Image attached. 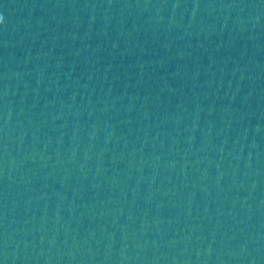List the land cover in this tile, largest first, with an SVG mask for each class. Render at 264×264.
<instances>
[{
    "label": "water",
    "instance_id": "water-1",
    "mask_svg": "<svg viewBox=\"0 0 264 264\" xmlns=\"http://www.w3.org/2000/svg\"><path fill=\"white\" fill-rule=\"evenodd\" d=\"M0 16V264H264V0Z\"/></svg>",
    "mask_w": 264,
    "mask_h": 264
},
{
    "label": "clouds",
    "instance_id": "clouds-1",
    "mask_svg": "<svg viewBox=\"0 0 264 264\" xmlns=\"http://www.w3.org/2000/svg\"><path fill=\"white\" fill-rule=\"evenodd\" d=\"M3 22H4V17L0 16V23H3Z\"/></svg>",
    "mask_w": 264,
    "mask_h": 264
}]
</instances>
